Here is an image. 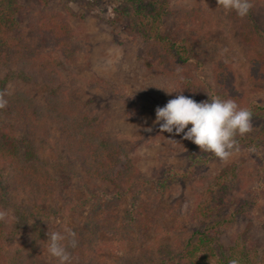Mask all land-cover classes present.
<instances>
[{
    "label": "trees",
    "instance_id": "trees-1",
    "mask_svg": "<svg viewBox=\"0 0 264 264\" xmlns=\"http://www.w3.org/2000/svg\"><path fill=\"white\" fill-rule=\"evenodd\" d=\"M124 1L130 4L133 17L142 30L146 44L141 58L143 66L149 72L170 79L173 84H165L170 91L184 88L190 92L185 95L182 90V94L198 102L209 99V94L231 98L242 104L240 93L232 85L234 68L224 60L217 61L213 67V78L217 84L213 91L203 88L197 89V92L191 90L190 85L197 86L193 81L198 78L188 71L191 54L187 41L176 38L175 33H164L170 9L167 0ZM262 1L252 0L253 7L238 33L242 43L250 47L248 59L253 74L264 78ZM21 7L17 0H0V65L6 70L5 75L0 77V92L6 93L8 101L7 106L0 109V209L15 217L8 223L0 222V264H47L44 259L47 232L63 233L66 229L64 222L59 226L53 224L52 219L62 214L64 208L76 213L86 207H89L87 216L72 230L76 233L77 245L69 247L68 251H73L71 255L74 256L80 251L81 264H100L102 258L98 257V253L116 239L123 244L129 240L139 241V228L148 231L153 227L156 232L161 226L156 223V216L146 213L142 184L145 182L139 177L140 168L125 147L108 136L106 120L89 112L86 105L78 102L69 91L59 88L62 73L68 67V64L62 66V60L72 61L79 51L72 40L70 22L58 19L57 15L32 14L29 19L33 31L40 37L30 43L21 30L13 32L9 25L11 9L17 12ZM49 46L55 56L48 54ZM180 76L185 78L184 81L179 79ZM98 81L112 95L121 99L125 97L128 102L132 101V105L137 104L136 96L125 94L126 91H120L105 78ZM44 85L52 89L47 92L46 100L41 102L30 86ZM176 95L175 91L171 93L172 98ZM53 121L59 124L61 131L55 143L49 136V125ZM236 139L238 147L255 149L251 151L256 157L255 176L264 190V131L255 139ZM43 148L46 152L54 151L67 162L46 161L42 156ZM75 162H81L87 176L105 180L114 186L115 191L108 192L112 201L110 198L97 200L94 196L83 200L69 196V180L66 183L60 181L53 170L71 168L74 174L80 175L74 168ZM169 175L170 178L176 176L175 172ZM165 183H156L155 201L164 193ZM224 188L228 191L227 185ZM225 190L193 209L191 222L194 229L186 227L182 232V235L189 232L188 237L163 243L158 238L145 243L142 250L134 245L127 251L122 244L116 253L120 255L117 257L119 261L115 264H169L171 261L175 264H231L232 260L238 261V264H264V219L258 226L251 221L228 244L223 243L221 235L234 227L239 215L251 216L249 205H253L250 198L243 196L228 217L220 218L218 206L231 201L230 194L229 200H226ZM123 195H129L130 206L122 217L114 205ZM54 198L58 199L57 203ZM24 231L26 235L22 238ZM107 237L111 240L108 241Z\"/></svg>",
    "mask_w": 264,
    "mask_h": 264
},
{
    "label": "rangeland",
    "instance_id": "rangeland-1",
    "mask_svg": "<svg viewBox=\"0 0 264 264\" xmlns=\"http://www.w3.org/2000/svg\"><path fill=\"white\" fill-rule=\"evenodd\" d=\"M167 2L170 9L164 33H175L176 38L187 41L191 54L188 71L198 78L193 81L197 86L190 85L191 90L197 92V89L203 88L213 91L217 86L213 78L216 62L224 60L232 65L235 74L232 85L241 95V106L251 107L253 112L252 131L242 138H257L264 131V78L253 74L248 59L250 47L240 40L238 32L245 17L237 16L234 11H225L217 5V0ZM17 4L22 7L17 12L11 9L9 25L13 32L21 30L30 43L40 37L33 31L29 19L32 14L38 12L48 17L57 15L58 19L70 22L72 40L79 51L72 61L62 60V66L68 64V67L62 73L59 88L69 91L77 97L78 102L86 105L89 112L106 120L108 136L123 145L140 168L139 177L145 182L142 184L146 213L156 216V223L161 226L156 232L153 227L148 230L150 232L139 228V241L129 240L123 244L116 239L108 248H103V252L98 253V257L102 258L99 259L100 264H115L119 261L117 257L120 255L116 253L122 244L127 251L134 245L142 250L145 243L158 238L163 243L188 237L189 232L188 235H182V232L186 227L188 230L194 229L191 222L193 209L222 193L224 185L228 187L225 198L229 200L230 194L231 201L218 206L220 218L228 217L243 196L250 198L253 205H249L251 216L239 215L234 227L221 235L223 243L228 244L251 221L256 226L259 225L264 219V190L255 176L256 157L248 148L239 147V151L229 160L223 161L183 139L182 134L162 132L159 124L155 123L156 108L163 107L172 99L171 94L158 87L169 90L165 84L172 82L166 76L149 72L143 66L141 58L146 44L129 3L124 0H17ZM261 5L264 7V0ZM47 52L55 56L51 46L47 48ZM5 73V68L0 65V77ZM99 78L112 82L120 91H126L127 95L136 96L137 104L132 105V101L128 102L125 97L121 99L109 93L101 86ZM30 88L41 102L46 100L47 92L52 89L45 85ZM11 89L10 84L9 90ZM183 92L187 95L190 91L185 89ZM49 126L50 140L55 143L61 135L59 124L53 121ZM45 148L41 151L46 161L67 162L54 151L46 152ZM75 167L81 176L74 174L71 168L53 170L60 181L66 183L69 180V196L73 195L74 199L81 200L94 196L101 201L110 198L108 192L115 191L114 186L105 180H94L87 176L81 162H75ZM170 172H175L176 176L170 178ZM162 181L166 182L164 193L155 201L154 187L157 182ZM63 188L64 185L61 189ZM129 200V195H123L116 202L117 205H114L122 217L130 206ZM54 202L57 203L58 199ZM61 207L64 208L62 203ZM88 211L89 207L79 209L76 213L64 208L63 213L52 221L59 226L64 222V229L73 230L87 216ZM173 227L175 228L171 231ZM25 231L22 238L26 235ZM257 238L259 239L258 236ZM107 240L110 241L111 238L107 237ZM78 252L80 251H77L76 256L71 255V264H81L82 254ZM44 259L47 264H57L56 259L48 254L47 247L44 249ZM169 264L175 263L171 261Z\"/></svg>",
    "mask_w": 264,
    "mask_h": 264
},
{
    "label": "clouds",
    "instance_id": "clouds-1",
    "mask_svg": "<svg viewBox=\"0 0 264 264\" xmlns=\"http://www.w3.org/2000/svg\"><path fill=\"white\" fill-rule=\"evenodd\" d=\"M217 5L225 11H234L241 18L247 16L253 7L252 0H217ZM177 71L179 73L180 70ZM179 79L184 81L185 78L180 76ZM158 88L166 90L169 94L177 92L174 98L155 110V123L159 124L160 130L172 135L182 134L183 139L191 141L200 150L212 153L223 161L229 160L239 151L236 137H242L252 131L251 107L241 106L231 98L209 94V99L198 102L183 95L184 88L172 91ZM5 97L6 93L0 92V109L7 106ZM189 124L191 127H188ZM9 219L14 221L15 217H10L7 210L0 209V222L8 223ZM75 237L76 233L71 229H65L63 233L47 232V252L56 259L57 264H71L72 257L68 248L76 247ZM231 264H238V261L232 260Z\"/></svg>",
    "mask_w": 264,
    "mask_h": 264
}]
</instances>
